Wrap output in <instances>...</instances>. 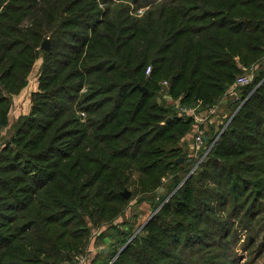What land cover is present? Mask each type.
Wrapping results in <instances>:
<instances>
[{
	"label": "trees",
	"instance_id": "obj_1",
	"mask_svg": "<svg viewBox=\"0 0 264 264\" xmlns=\"http://www.w3.org/2000/svg\"><path fill=\"white\" fill-rule=\"evenodd\" d=\"M39 58L0 146V264H239V227L264 251V0H0V140ZM246 69L191 171L179 104L208 111ZM135 198L161 205L138 233Z\"/></svg>",
	"mask_w": 264,
	"mask_h": 264
},
{
	"label": "rangeland",
	"instance_id": "obj_2",
	"mask_svg": "<svg viewBox=\"0 0 264 264\" xmlns=\"http://www.w3.org/2000/svg\"><path fill=\"white\" fill-rule=\"evenodd\" d=\"M42 62H43L42 58H39L36 61L35 65L32 69V72L29 75V82H28L27 86L19 94L14 96L12 107H11V110L9 113V125L2 131V138L0 140V146L6 140L5 138L9 137L11 135L12 130H13V124L16 122V119H18V117L21 114H28L30 112L31 95H32L33 90L38 88L39 75L41 72ZM255 73H256L255 69H252V70L246 69L245 73H243V74H252V76L254 77ZM243 74H241V75H243ZM230 92L232 94L231 96H239L238 91H237V89H234V86L230 89ZM228 95H229V93L227 95H225V97L223 99L227 98ZM231 96H229V98ZM223 99L218 104L214 105V106H217V113L213 116V118L219 114L218 113L219 112V105L222 104ZM226 106H228L227 101H226ZM213 118L211 119V121L213 120ZM210 122H208V123H210ZM226 123H225V126L223 128H221V126H222L221 124L218 125L217 128L221 129L219 136L222 134V132L224 131V129L228 126V124L230 122H228L227 125H226ZM207 124H204V125H206V130H208V126H209V124L208 125ZM194 127H195V125H194ZM190 136H191V143L193 144L194 143V133L192 131L190 133ZM219 136H218V138H219ZM207 139L208 138H207V131H206L205 143H206ZM161 190L163 192L164 188L162 187ZM160 192L161 191L159 190L158 193H160ZM130 195H131V192H130ZM130 195H129V197H130ZM169 197L170 196H168L164 200V202L167 201L169 199ZM137 199L138 198H135L131 201V203H130L131 205L128 207L126 213L119 219V221L124 220V217L131 218L130 216L132 214L137 213V214H139V220H138V223L135 225V229H138L140 231L142 229V227L144 226V225L141 226V224H145V222L147 220H150L152 218L151 216L157 212V210L160 208L161 205L156 210L153 211V207L151 206V204L149 202L143 201L141 203L136 204ZM253 223L258 225L257 219H255L254 221H250L251 225ZM138 230L136 231L137 233L139 232ZM238 232H239L240 242L236 245V250L238 252V255L241 256V258L239 259V264H264V251L263 252L261 251L260 246L257 247V249L255 251H251V250L248 251L247 248L245 247L247 240H248V233H249L248 230L243 228V227L242 228L239 227ZM260 239H262V237H260ZM103 248L104 247H102L101 250H103ZM91 250L92 251L88 254L79 255L76 258V262L80 256H85L88 259L86 262L89 264H90V262L92 263V258L96 256V252L98 249L96 247L91 246ZM98 260H99L98 262H102V263L105 262V259L102 257H100Z\"/></svg>",
	"mask_w": 264,
	"mask_h": 264
},
{
	"label": "built area",
	"instance_id": "obj_3",
	"mask_svg": "<svg viewBox=\"0 0 264 264\" xmlns=\"http://www.w3.org/2000/svg\"><path fill=\"white\" fill-rule=\"evenodd\" d=\"M151 71V66H148L147 73ZM253 80L252 74H243L238 76L235 84L234 89L238 86L249 84ZM164 84L167 85L168 82L164 81ZM180 112L185 114H190L195 119V127L193 130L194 133V143L192 146V156H194L198 161L194 165L193 169L191 171H194L200 162L205 158L207 155L209 148L205 146V139H206V125L208 122L211 121L213 116L217 113V106H213L211 109H209L206 112H197L194 107H188V106H182L179 105ZM231 119H229L226 123L230 122ZM87 261V258L85 256H80L77 259V262L75 264H85Z\"/></svg>",
	"mask_w": 264,
	"mask_h": 264
},
{
	"label": "crops",
	"instance_id": "obj_4",
	"mask_svg": "<svg viewBox=\"0 0 264 264\" xmlns=\"http://www.w3.org/2000/svg\"><path fill=\"white\" fill-rule=\"evenodd\" d=\"M38 88H36V89H34L33 91H35V90H37ZM232 94L230 93L228 96H227V98H225V99H223V101H222V104H220L219 105V114L217 115V116H215L214 118H213V120L210 122V124H213V126L215 127V128H217L218 127V125L219 124H221L222 122H223V118H225L226 116H227V114H228V108H227V106H226V101H227V99L229 98V96H231ZM227 108V109H226ZM21 115H26V114H21ZM20 115V116H21ZM19 116V117H20ZM18 117V118H19ZM17 120V119H16ZM194 130V129H193ZM192 135V134H191ZM188 140H191V136L189 135L188 136ZM191 142V141H190ZM190 146H191V149H192V146H193V144L192 143H190Z\"/></svg>",
	"mask_w": 264,
	"mask_h": 264
},
{
	"label": "water",
	"instance_id": "obj_5",
	"mask_svg": "<svg viewBox=\"0 0 264 264\" xmlns=\"http://www.w3.org/2000/svg\"><path fill=\"white\" fill-rule=\"evenodd\" d=\"M42 48L45 49V50H49V49H50V39H49V38H46V39L44 40V42H43V44H42ZM142 89L144 90V92L147 91V88H146V87H142ZM183 160H184V157H181V158L179 159V161H183ZM124 195H125L126 197H129L130 192H129V191H125V192H124ZM154 214H155V213H154ZM154 214H153V215H154ZM153 215H152L151 217H153ZM151 217H150V218H151ZM147 221H149V220H147ZM147 221H146L145 223H147ZM143 225H145V224H143ZM138 231H139V230H138ZM136 233H137V232H136ZM136 233H135V234H136ZM135 234H134V235H135ZM131 239H132V238H131ZM131 239H130V240H131ZM130 240H129V241H130ZM106 250L109 251V247H108V246L106 247ZM115 257H116V256H115ZM115 257L110 261L109 264H111V263L114 261Z\"/></svg>",
	"mask_w": 264,
	"mask_h": 264
}]
</instances>
